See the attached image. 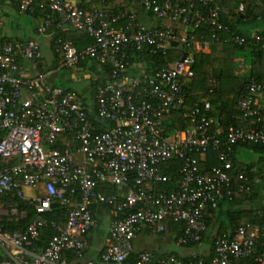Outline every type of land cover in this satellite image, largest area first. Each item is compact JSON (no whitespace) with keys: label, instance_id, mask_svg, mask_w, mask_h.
<instances>
[{"label":"built area","instance_id":"built-area-1","mask_svg":"<svg viewBox=\"0 0 264 264\" xmlns=\"http://www.w3.org/2000/svg\"><path fill=\"white\" fill-rule=\"evenodd\" d=\"M13 1L19 13L46 7L60 28L91 37L81 49L55 37L52 47L59 68L73 69L79 61L90 60L107 65L108 71L94 87L92 106L84 105L75 90L47 82L54 70L36 69L41 57L36 38L0 40V161L5 163L0 167V194L29 202L34 213L21 230L0 227V264H76L87 248V232L96 225L91 208L97 204L110 208L108 242L98 254L102 264H231L235 259L264 264V218L218 235L208 260L200 248L208 208L232 199L233 179L239 181L238 191L248 188L246 175L235 172L230 160L232 146L264 144V124L229 125L221 133L219 121L200 112L196 102L190 109L191 126L165 133L160 124L164 114L184 102L182 85L192 75L191 53L209 52V41L188 37L186 28L203 21L221 28L217 19L225 8L217 2L227 0H109L106 7L88 8L77 6L76 0ZM232 1L235 12L244 13L245 5L264 0ZM135 3L157 21L178 22L181 30L145 25L131 6ZM113 5L127 8L109 14ZM50 14L36 26V34L46 32ZM236 27L241 32L229 31L226 40L264 49V32ZM175 46L182 51L178 58L150 72L141 60L129 62L130 52L165 55ZM129 67L133 74L126 72ZM263 102L264 81L249 79L236 101L239 120L258 119ZM202 107L207 110L208 102ZM208 149L216 152L217 163L204 170L199 163ZM173 161L179 162L174 181L169 175ZM129 179L132 187L125 191H100L102 185L122 187ZM23 187L36 194L25 196ZM52 202L67 211L62 221H51L54 233L43 250L34 252L30 247ZM163 220L182 224L177 245L195 244L197 249H188L186 260L174 253L153 258L146 251L128 260L136 231L142 226L160 231Z\"/></svg>","mask_w":264,"mask_h":264},{"label":"trees","instance_id":"trees-1","mask_svg":"<svg viewBox=\"0 0 264 264\" xmlns=\"http://www.w3.org/2000/svg\"><path fill=\"white\" fill-rule=\"evenodd\" d=\"M95 2L100 7H106L109 0H89ZM77 6L81 8H88V2L84 0H76ZM217 4L224 11L220 10L217 21L222 25L221 28H216L209 24L207 21L200 22L196 27L189 30L186 29V35L192 39H202L209 41V52H193L191 70L192 75L190 78L183 82L184 90V102L181 106L172 108L168 113L164 114L161 118L160 124L162 125L164 132L168 133L174 129H183L192 125L190 118V109L194 102L200 106V112L205 116L216 118L219 121V129L221 133L225 131L227 126H260L264 124V102L260 109V116L256 120L252 121H240L239 110L236 104L238 96L242 93L245 83L249 79H254L260 82L264 81V49H259L254 46H245L236 44L230 40H226L229 31L241 32L236 26L241 25L247 28H254L255 31L264 32V1L260 5L249 6L245 5L244 13H238L234 10V2L232 0L219 1ZM139 20L145 25L163 27L171 26L175 33H178L182 26L176 21L163 19L160 21L155 20L148 12H144L138 4L131 5ZM126 5L118 7L113 5L112 8L107 9L109 14L114 13L117 9L126 10ZM201 8V7H200ZM40 15L42 19H45L46 14H50V11L44 8H37L36 6L31 10ZM30 12V11H26ZM50 24L46 29V32L51 33L50 48L53 55L52 61L47 66H42L39 61L36 63V69L38 71L60 69L57 65L58 55L52 47V42L55 37H65L75 45L77 49H81L87 44L91 43L92 39L85 32L75 29L63 30L57 24V17L55 14H50ZM226 25L227 30L223 28ZM247 50L249 53V59L245 65L241 61V66L245 67L240 72L236 71V62H234L235 53L238 50ZM180 47H169L165 55L155 54L150 55L144 52H130L129 62L142 61L145 66L146 72L152 71L153 67L163 66L166 62L178 58L181 54ZM77 69H85L90 75L87 80L84 93L78 94L79 99L84 105L89 104L92 106V95L96 84L104 82L108 71L107 65L98 66L95 62L90 60H81L76 64ZM128 74H133L132 69L129 67L126 71ZM54 84V81H53ZM55 85V84H54ZM73 89L71 87H65ZM204 102H208L209 108L204 110L202 105ZM93 123L98 127L103 126L98 124L96 120ZM3 132L0 130V136ZM241 148H247L258 155L257 159L245 162L242 159L236 157V153ZM230 160L233 163L235 172L241 171L246 175L247 180L245 184L248 186L245 191H238L237 185L239 181L232 180L233 196L230 201L219 202L215 208H208L209 215L205 216L204 222L206 225L205 231L201 236V242H205L207 245L206 250L202 253L203 258L208 260L212 254V247L214 239L223 232L231 234L233 228L242 222L259 223L264 218V144H244L237 143L232 146ZM216 152L208 149L205 153V159L199 163L202 169H206L209 166L216 165ZM5 163L0 161V167ZM178 161L171 163L170 177L172 181L179 177ZM253 168V169H252ZM252 169V170H251ZM170 185V184H169ZM132 187V181L122 186L102 185L100 191L104 195L114 194L116 192L125 191ZM259 198V200H256ZM0 204L10 205L15 209L16 215L6 214L0 215V227L3 230H21L23 226L34 217L32 205L20 198L10 194H0ZM100 209L109 211V206L104 204H97L91 208L92 214L95 217V213ZM67 208L59 205L57 202H52L50 205V211L43 214L46 223L41 227L39 235L30 247L34 252H39L44 249L47 241L54 233V228L50 224L52 222L62 221ZM20 212H24L23 217H18ZM221 216L224 220H221ZM166 224L170 225L174 229L175 241L176 237L180 234L182 224L179 222H173L170 220L162 221V229L157 231L158 233H164ZM214 235L209 239L211 232ZM189 250H196L197 245L189 244L183 246ZM175 254V253H174ZM177 255V254H175ZM67 260H72L73 256L70 254L65 255ZM183 260H186L185 256L177 255ZM242 259H235L231 264H241ZM77 263V261H76Z\"/></svg>","mask_w":264,"mask_h":264},{"label":"crops","instance_id":"crops-1","mask_svg":"<svg viewBox=\"0 0 264 264\" xmlns=\"http://www.w3.org/2000/svg\"><path fill=\"white\" fill-rule=\"evenodd\" d=\"M88 2V7L96 6L95 2H90L89 0H84ZM12 7L17 13L16 4L13 0H0V40L5 39H19L23 40L29 37L36 38L38 42L39 37H43L45 41L43 42L50 49V40L51 33L36 34L35 28L41 22L42 17L36 14L35 11L24 12V14L32 17L33 21L38 20L37 25H35L29 32L28 29H23V25H19L13 22V18L10 15L9 8ZM16 24V25H15ZM63 30H68L69 28L61 27ZM43 35V36H41ZM40 46V45H39ZM52 55V53H51ZM53 59V55H52ZM40 64L44 67L48 64L43 62V59L40 57ZM30 196V195H25ZM110 216V212L100 209L95 213L96 225L91 228L86 234L87 248L83 252L82 256L78 258L76 264H83L85 261H91L94 264H102L98 260L99 252L104 248L108 242L107 234V219ZM164 233H158L151 227L142 226L135 233V236L132 241V251L127 257L128 260L133 259L137 253L141 251H146L150 253L153 258H157L161 255L167 253H175L177 255L184 256L188 250L179 251L174 237V229L172 226L166 224ZM182 247V246H181ZM202 250L206 249L207 246H200Z\"/></svg>","mask_w":264,"mask_h":264},{"label":"rangeland","instance_id":"rangeland-1","mask_svg":"<svg viewBox=\"0 0 264 264\" xmlns=\"http://www.w3.org/2000/svg\"><path fill=\"white\" fill-rule=\"evenodd\" d=\"M9 12L11 17L13 18V22L17 23L19 25H23V29H28V32L35 26L37 25L38 20L33 21L32 17L24 14V13H17L12 7L9 8ZM144 23H148L145 22ZM16 25V24H15ZM35 33V32H34ZM47 33V32H45ZM43 36V35H41ZM51 37V35H50ZM45 41V39L43 37H39L38 38V43H39V49H40V54H41V58L43 59V62L45 64H49L52 61V55H51V51L50 49L47 47V45H45L43 42ZM249 53L248 51L245 50H238L235 53V57H234V62H236V71L240 72L241 70H243L245 67L241 66V61L244 62V64L246 65L249 59ZM29 68V67H28ZM29 71L30 68H29ZM89 73L85 70V69H77V68H73V69H68V68H60L58 70L57 76L54 79V84L61 86V87H71L74 88L75 91L78 94L84 93V89L86 88V84H87V80L89 77ZM259 154L252 152L251 150L247 149V148H241L237 153H236V157L238 159H242L245 162H248L250 160H255L257 159ZM22 193L24 195H35L36 194V190L35 189H29L27 187H23L22 188ZM256 200H259V198H257ZM14 209L12 206L9 205H2L0 204V214H14ZM221 220L223 221L224 218L221 216ZM214 230H212L209 239H211L214 235L213 233ZM208 244V243H207ZM204 241L200 242V246H204L207 245ZM177 249H179V251H184L188 250V248L185 247H177ZM202 249V248H201ZM206 250V249H204Z\"/></svg>","mask_w":264,"mask_h":264},{"label":"water","instance_id":"water-1","mask_svg":"<svg viewBox=\"0 0 264 264\" xmlns=\"http://www.w3.org/2000/svg\"><path fill=\"white\" fill-rule=\"evenodd\" d=\"M187 30H189V27L186 28ZM184 53L181 55V59L184 57ZM57 76V71H53L50 74H48V76L46 77V80L48 83H53L55 77Z\"/></svg>","mask_w":264,"mask_h":264}]
</instances>
